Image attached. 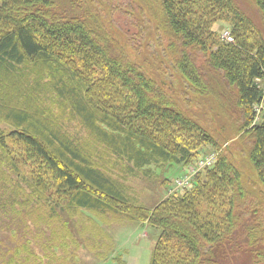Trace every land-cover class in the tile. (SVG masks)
I'll return each instance as SVG.
<instances>
[{
  "label": "trees",
  "instance_id": "1",
  "mask_svg": "<svg viewBox=\"0 0 264 264\" xmlns=\"http://www.w3.org/2000/svg\"><path fill=\"white\" fill-rule=\"evenodd\" d=\"M245 1L252 15L239 0H0V123L9 129L0 131V174L21 179L23 204L52 205V219L86 209L147 222L161 231L150 264H264V118L254 109L264 100V0ZM125 17L133 37L116 26ZM148 47L164 55L151 59ZM213 98L234 137L193 111ZM43 100L135 173L226 147L192 188L149 209ZM8 140L36 162L30 178Z\"/></svg>",
  "mask_w": 264,
  "mask_h": 264
},
{
  "label": "rangeland",
  "instance_id": "2",
  "mask_svg": "<svg viewBox=\"0 0 264 264\" xmlns=\"http://www.w3.org/2000/svg\"><path fill=\"white\" fill-rule=\"evenodd\" d=\"M239 3L248 14H253V8L245 0H239ZM122 10L129 11L123 5ZM115 21L123 33L134 36L135 30L129 23V17L117 18ZM216 29L219 34L224 29L230 30L228 25H220ZM163 49L148 47L147 55L151 59L159 55L162 57ZM176 84L182 86L179 81ZM261 86L264 88V84ZM43 103L51 108L53 116L58 117L71 137L78 139L86 148L95 147L101 153L103 158L97 159L108 163L105 168L123 184L131 202L149 209L166 198L181 196L185 190L192 188L198 174L208 169L199 167L201 160L213 154L218 160L226 147V144H220L219 149L204 147L188 165L163 164L135 173L126 162L121 163L110 153H103L104 148L95 145L79 120L69 117L63 108L49 100H43ZM193 111L202 116L217 134L229 138L238 133L233 130L237 125L235 127L218 98L210 99L202 109L196 107ZM4 127L0 123V131L9 133V129ZM8 143L13 159L26 173L24 176L31 177V173L36 170L34 159L24 147L11 144L9 140ZM5 167L3 165L2 170ZM14 174L10 173L13 175L10 178L0 174V264H150L152 250L161 234L159 229L147 222L134 221L125 213H100L86 209L75 212L59 209L58 217L52 219L48 213L52 205L46 209L23 204L24 195L17 188L21 179ZM180 181L184 184H179ZM22 187L26 193H30L25 183H22Z\"/></svg>",
  "mask_w": 264,
  "mask_h": 264
},
{
  "label": "built area",
  "instance_id": "3",
  "mask_svg": "<svg viewBox=\"0 0 264 264\" xmlns=\"http://www.w3.org/2000/svg\"><path fill=\"white\" fill-rule=\"evenodd\" d=\"M222 39L227 43H232L234 41V38H233L230 30H224L223 31ZM255 112H256V115L258 118L261 115H264V100L262 101L261 104L256 106ZM216 160H217V156L215 154H213V155L206 157L203 160H201L199 167L210 168V167L214 166V164L216 163ZM179 184H184V182L180 181Z\"/></svg>",
  "mask_w": 264,
  "mask_h": 264
}]
</instances>
